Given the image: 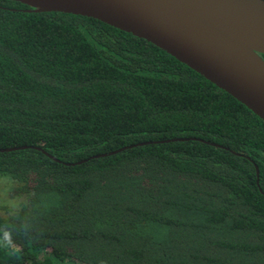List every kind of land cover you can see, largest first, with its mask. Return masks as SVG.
<instances>
[{"label":"trees","instance_id":"16d2710c","mask_svg":"<svg viewBox=\"0 0 264 264\" xmlns=\"http://www.w3.org/2000/svg\"><path fill=\"white\" fill-rule=\"evenodd\" d=\"M0 149V264H264V121L143 38L0 0Z\"/></svg>","mask_w":264,"mask_h":264},{"label":"water","instance_id":"95a60500","mask_svg":"<svg viewBox=\"0 0 264 264\" xmlns=\"http://www.w3.org/2000/svg\"><path fill=\"white\" fill-rule=\"evenodd\" d=\"M14 1L36 12L98 19L143 38L223 89L264 121V0ZM6 150L9 149H0Z\"/></svg>","mask_w":264,"mask_h":264},{"label":"rangeland","instance_id":"374dc122","mask_svg":"<svg viewBox=\"0 0 264 264\" xmlns=\"http://www.w3.org/2000/svg\"><path fill=\"white\" fill-rule=\"evenodd\" d=\"M14 183L7 179H0V214L6 215L12 213L22 201L15 197L12 187Z\"/></svg>","mask_w":264,"mask_h":264}]
</instances>
